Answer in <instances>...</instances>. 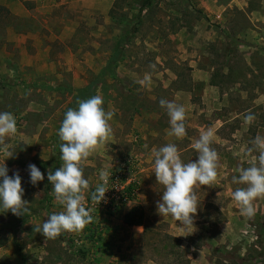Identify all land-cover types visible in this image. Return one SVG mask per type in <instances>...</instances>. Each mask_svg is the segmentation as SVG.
I'll list each match as a JSON object with an SVG mask.
<instances>
[{
  "label": "rangeland",
  "instance_id": "obj_1",
  "mask_svg": "<svg viewBox=\"0 0 264 264\" xmlns=\"http://www.w3.org/2000/svg\"><path fill=\"white\" fill-rule=\"evenodd\" d=\"M111 2V1H110ZM0 111L13 113L17 132L0 140L9 175L19 170L28 213H0V264H264V196L251 218L232 193L239 169L259 166L257 136L264 137V0H154L138 26L109 15V0H0ZM126 20L134 11L125 10ZM136 12V11H135ZM112 55L116 56L111 61ZM93 95L80 91L94 77ZM103 97L112 132L81 161L90 189L91 222L55 238L38 229L63 211L47 181L62 166L58 129L69 108ZM166 99L186 109V135H170ZM252 113L251 123L245 116ZM212 129L218 153L214 186L197 189L195 230L159 214L163 186L156 181L153 149L175 143L185 162ZM45 179L29 183L28 164ZM112 175L98 205L90 191L99 173ZM134 182L136 200L122 188ZM50 197V200L48 198ZM139 203L145 227L126 226L123 212ZM2 211V210H0ZM88 226L95 227L88 239Z\"/></svg>",
  "mask_w": 264,
  "mask_h": 264
},
{
  "label": "clouds",
  "instance_id": "obj_2",
  "mask_svg": "<svg viewBox=\"0 0 264 264\" xmlns=\"http://www.w3.org/2000/svg\"><path fill=\"white\" fill-rule=\"evenodd\" d=\"M161 107L166 108L171 126L170 135L183 138L186 135V109L174 101L161 99ZM103 97L92 96L78 101L76 108H69L58 129L62 166L54 172L47 171V181L52 184L56 200L63 211L53 212L44 220L38 229L45 237L55 238L64 231L83 229L91 222L92 216L85 205V190L90 189L88 179L84 176L82 160L89 157L98 143L107 141L112 129L108 121L113 116L103 107ZM255 119L252 113L245 116L251 123ZM17 132V121L13 113L0 111V140ZM214 130L201 133L194 144L198 153L195 160L185 162L175 143L165 144L153 149L154 174L156 181L163 186L160 201L157 202L159 214L171 215L185 228L195 230V214L199 207L197 189L201 186H214L217 180L218 153L211 147ZM255 146L261 150L259 166L253 164L239 169V175L233 176V182L246 185L237 188L232 198L240 205L242 215L249 218L255 215L252 201L264 196V137L255 138ZM14 157L13 151H5V158L0 161V213L10 211L13 215L22 216L30 211L29 202L22 197V176L19 170L9 175L5 161ZM29 183L37 185L45 179V174L35 164L27 165ZM112 173L105 169L99 173L101 183L90 191V198L98 205L105 200L106 187Z\"/></svg>",
  "mask_w": 264,
  "mask_h": 264
},
{
  "label": "trees",
  "instance_id": "obj_3",
  "mask_svg": "<svg viewBox=\"0 0 264 264\" xmlns=\"http://www.w3.org/2000/svg\"><path fill=\"white\" fill-rule=\"evenodd\" d=\"M154 0H113L111 7L109 9V15L112 19H115L117 17H121L120 23H125V22H134L135 26H138L141 21V13L143 10L148 9L149 7L152 6ZM117 9H123V10H118L121 12L119 16L117 15ZM129 9L130 11H134L133 13V19L131 20H126V12L125 10ZM136 11V12H135ZM8 12L7 8L0 5V17ZM114 55L110 58L111 61L115 60ZM101 82V80L98 77H94L90 80V82L83 87V90L80 91V99H82V96L84 95H93L95 92V89L97 85ZM89 94V95H88ZM138 186L134 182H129L128 184L124 185L122 188V197L125 202L127 203L128 201L133 202L136 200V188ZM50 200V197L48 198ZM145 210L143 206L139 203H134L131 206H129L122 214L121 216V221L124 225L126 226H143L145 227ZM93 224V222H90ZM95 227L93 226H88L87 231H88V239L92 240L93 234Z\"/></svg>",
  "mask_w": 264,
  "mask_h": 264
},
{
  "label": "crops",
  "instance_id": "obj_4",
  "mask_svg": "<svg viewBox=\"0 0 264 264\" xmlns=\"http://www.w3.org/2000/svg\"><path fill=\"white\" fill-rule=\"evenodd\" d=\"M110 1H111V2H110ZM112 1H113V0H109L110 6H111V4H112Z\"/></svg>",
  "mask_w": 264,
  "mask_h": 264
}]
</instances>
